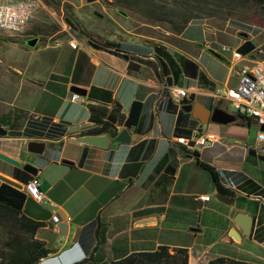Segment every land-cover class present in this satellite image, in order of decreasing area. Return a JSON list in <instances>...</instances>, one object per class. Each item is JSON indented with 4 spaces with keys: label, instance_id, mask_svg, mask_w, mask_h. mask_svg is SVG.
Returning a JSON list of instances; mask_svg holds the SVG:
<instances>
[{
    "label": "crops",
    "instance_id": "crops-1",
    "mask_svg": "<svg viewBox=\"0 0 264 264\" xmlns=\"http://www.w3.org/2000/svg\"><path fill=\"white\" fill-rule=\"evenodd\" d=\"M41 1L43 6L32 14L19 39L23 45L24 39L35 37L27 48L39 45L35 54L26 56L27 62H37L31 66V80L26 79L27 84L19 89L7 83L0 85V113L15 107L33 119L22 120L20 130L30 121L44 119L56 128L51 137L31 134L0 138L6 140L0 143V152L13 158L26 140L44 142L42 152L31 156L30 161L45 201L34 202L21 187L10 186L22 195L20 212L42 222L33 237L49 252L33 264H109L131 251L144 250L132 245L134 235L139 234L132 228L153 224L159 207L171 213L189 207L212 209V183L209 175L197 169L194 155L214 169L218 182L232 189V196L245 193L253 202V210H244L251 216L244 247H234L233 254L212 256H205L202 250L193 256L183 247L186 263L204 264L223 256L263 264L264 172L258 174V182L248 176L247 169L214 168L202 154L220 144L218 140L193 151L172 142L175 133H186L191 127L212 133L209 127L201 129V124L180 107L192 102L206 108L217 106L222 89L235 81L229 56L213 57L207 49L218 44L210 45L198 34L182 38L191 20L173 34L112 7L111 0ZM70 38L75 47L67 45ZM244 40L248 41L243 37L235 46ZM11 68L13 76L20 71L17 65ZM6 76L13 82V77ZM69 85L81 87L84 94L71 100ZM172 87L184 88V96L171 93ZM231 122L250 123L235 118ZM122 128L127 142H109L104 148L65 139L66 135L83 133L107 134L111 139ZM251 148L264 164L257 147ZM61 158L70 164L60 163ZM11 168L0 173L17 180ZM199 194H206L207 200H198ZM52 213L59 217L56 223L50 221ZM219 215L224 220L223 230L229 228L231 212L220 209ZM145 217L151 222L133 224ZM99 224L103 231L98 241L94 229ZM224 235L221 241L226 242ZM242 238L230 241L239 243Z\"/></svg>",
    "mask_w": 264,
    "mask_h": 264
},
{
    "label": "rangeland",
    "instance_id": "rangeland-1",
    "mask_svg": "<svg viewBox=\"0 0 264 264\" xmlns=\"http://www.w3.org/2000/svg\"><path fill=\"white\" fill-rule=\"evenodd\" d=\"M254 14L247 15L249 21L241 22L235 19L219 20L216 18H208L205 21L200 19H193L189 22L186 28L183 30L181 37L189 38L197 36L202 41L210 42V45L225 44L228 47H236V41L246 37L248 41L253 44L252 54H255L258 49H264V14H257L255 10ZM124 12V11H123ZM130 16L140 20L139 16L132 11L125 10ZM253 13V12H252ZM206 25V27L203 26ZM201 28H208L206 32H203ZM242 32L245 36H240L238 33ZM23 33L19 35H10L4 31H0V85L7 83L8 86L16 89L23 88L27 80H31L28 77L31 74V66L37 64L29 60L27 62L26 56L36 53V48L39 46L36 44V48H27L21 45V39ZM220 55L228 58L227 52H221ZM20 69L18 75L15 73L13 76L12 66H16ZM22 66H26L22 69ZM6 77H13V82L9 81ZM226 110H229L225 107ZM201 129L209 127V130L217 135L220 144H214L207 151H203L202 158L214 168L217 167H230L241 170H249L248 176L255 181L259 182L261 172H264V164L253 154L252 146L255 147V132L258 130V126L255 124H242L239 125L234 122H228L224 124H218L213 122H207L200 125ZM2 134L0 138L5 136H11L12 132L6 130L0 126ZM24 129H17V133L12 136H25ZM6 142L5 139H0V143ZM35 154L25 151L22 146L19 154L15 158L20 163L25 160H29L31 156ZM9 156V155H8ZM10 164L0 159V170L6 171L10 168ZM199 171L208 176V173L196 166ZM215 169V170H216ZM218 171V170H217ZM220 171V170H219ZM252 173V174H251ZM1 174V173H0ZM209 177V176H208ZM209 203L212 205V209L198 211L194 207H189L187 210H179L171 213L162 207L157 209V215H155V221L150 225H143L133 227V231L139 232L134 235L132 245L143 248L144 250H151L154 245H167V246H181L187 248L192 255H196L201 250L205 251V256L217 255L222 252L233 254L231 250L234 247L242 248L246 244V238H242L239 243H234L230 240L223 242L221 236L228 228L223 230L224 220L219 215L220 209H227L228 213L236 211L244 212V210H253V202L247 198L245 193H235L230 197V203L227 205H221L217 200L210 195ZM197 206V205H196ZM162 212V216L159 213ZM190 227L196 230H189ZM3 236V229L0 226V237ZM170 252V250H167Z\"/></svg>",
    "mask_w": 264,
    "mask_h": 264
},
{
    "label": "trees",
    "instance_id": "trees-1",
    "mask_svg": "<svg viewBox=\"0 0 264 264\" xmlns=\"http://www.w3.org/2000/svg\"><path fill=\"white\" fill-rule=\"evenodd\" d=\"M109 4L120 11H132L142 22L173 34L179 33L185 24L193 19L203 21L208 18L235 19L248 22L247 15L254 14L253 10L261 16L264 14V0H111ZM236 48L241 53H245L252 50L253 44L244 40ZM242 119L238 118V120ZM22 120L33 119L31 115L15 107L0 113V126L12 132L10 133L12 135L17 133ZM243 120L244 123L250 121L247 118ZM29 124L28 127L23 128L25 136L43 134L45 137H51L56 132V128L47 124L45 119L43 122L30 121ZM0 134H2L1 129ZM177 134L184 132L174 135ZM194 160L198 166L207 171L214 192L232 196V189L218 182L216 172L210 165L198 161L195 155ZM28 178L29 176H25L17 180L23 182ZM21 201L22 195L18 191L6 184H0V226L3 229V236L0 237V264H33L49 252L42 241L33 237L34 231L42 225V222L23 215L19 210ZM102 231L103 225H96L94 229L96 240L102 238ZM168 249L170 252L167 251ZM109 264H187L186 249L157 245L152 250L131 251L111 260ZM204 264L253 263L215 256Z\"/></svg>",
    "mask_w": 264,
    "mask_h": 264
},
{
    "label": "built area",
    "instance_id": "built-area-1",
    "mask_svg": "<svg viewBox=\"0 0 264 264\" xmlns=\"http://www.w3.org/2000/svg\"><path fill=\"white\" fill-rule=\"evenodd\" d=\"M41 0H0V31L10 35H19L24 32L25 26L32 14L41 8ZM69 47H75L76 42L67 40ZM212 50L221 53L227 52L234 65L235 81L225 86L217 97V106L232 114L235 119L247 118L259 126L264 125V49H258L255 54L250 51L241 53L236 47L218 44ZM171 93L184 96L185 89L172 87ZM77 95L71 93L70 99L76 100ZM227 107L229 110H226ZM217 135L200 132L196 127H191L184 134L173 135L172 142L185 149L194 150L209 146L218 140ZM255 146L264 157V130H257L254 136ZM38 177L30 175L21 182V188L34 202H44L45 196L38 188ZM198 200H207L206 194L196 195ZM59 217L56 213L50 215V221L56 223Z\"/></svg>",
    "mask_w": 264,
    "mask_h": 264
},
{
    "label": "water",
    "instance_id": "water-1",
    "mask_svg": "<svg viewBox=\"0 0 264 264\" xmlns=\"http://www.w3.org/2000/svg\"><path fill=\"white\" fill-rule=\"evenodd\" d=\"M240 36H245L244 33L239 32ZM35 37H28L22 41V44L25 47H31L34 44ZM208 53H210L213 57L217 59H221V56L218 52L207 49ZM68 91L75 95L82 96L84 94V89L78 87L76 85H69ZM180 109L189 113L190 117L195 119L199 124H205L206 122H213L218 124H224L227 122H231L234 120V116L223 109L214 106L212 108H206L199 104L198 102H192L191 104L181 105ZM251 124H254L253 120H250ZM258 130H264V125L261 124L258 126ZM65 139L67 141L73 142L79 145H87L104 148L108 145L109 142L115 143H124L128 140V135L124 128L120 129L116 135H114L111 139L107 134H90L83 133L78 135H66ZM23 147L25 151L33 154H40L44 148V142L39 140L28 139L24 142ZM0 159L13 167H17L22 171L28 173L29 175H34L36 173V168L29 163L23 162L20 163L15 158L6 155L3 152H0ZM60 163L70 164V161L64 158H61ZM0 181L19 189L21 187V183L17 180L9 178L0 174ZM213 197L224 204L230 203V198L226 195L220 193H213ZM231 225L225 232V235L222 237L225 240L238 241L240 236H248L250 224H251V216L247 213L236 211L231 216ZM151 222L150 217L140 218L133 222L134 225H143Z\"/></svg>",
    "mask_w": 264,
    "mask_h": 264
},
{
    "label": "flooded vegetation",
    "instance_id": "flooded-vegetation-1",
    "mask_svg": "<svg viewBox=\"0 0 264 264\" xmlns=\"http://www.w3.org/2000/svg\"><path fill=\"white\" fill-rule=\"evenodd\" d=\"M24 162L31 164L30 158H29V160H25ZM11 173L14 177H16V179H23L25 176H30L28 173L22 171L21 169H19L17 167H13V166L11 168ZM19 182H21V181H19Z\"/></svg>",
    "mask_w": 264,
    "mask_h": 264
}]
</instances>
